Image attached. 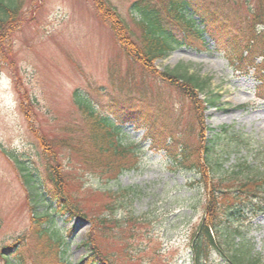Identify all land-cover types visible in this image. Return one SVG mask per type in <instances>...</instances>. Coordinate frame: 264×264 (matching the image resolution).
<instances>
[{
    "label": "rangeland",
    "instance_id": "1",
    "mask_svg": "<svg viewBox=\"0 0 264 264\" xmlns=\"http://www.w3.org/2000/svg\"><path fill=\"white\" fill-rule=\"evenodd\" d=\"M139 1L142 0H25L0 52V251L21 237H27L21 241L27 247L17 250L25 256L33 250L35 242L28 231L30 210L20 166L35 170L44 180L46 166L54 158L51 164H59L68 181V194L85 217L68 221L67 216H57L53 220L54 227L67 240L62 250L70 264H91L83 261L88 250L82 243L89 237L105 260L113 251L121 252L116 264L146 263L152 251L156 252L153 264H191L190 228L204 213L203 195L197 194L198 178L192 172L177 170L163 153L150 151L148 142L141 139L143 131L129 124L119 125L124 134L122 143L139 147L138 166L115 180L100 177L102 170L82 164L78 153L89 149L86 146L91 142V120L74 105L75 91L87 95L97 111L104 114L108 104L130 99L147 114L157 133L163 137L178 135L191 150L197 144L201 124L210 141L222 130L227 135L250 136L257 144L233 153L224 163L226 168L242 163L244 158L252 166L256 161L248 153L261 149L264 154V103L254 97L253 78L236 72L227 58V50L243 42L250 32L248 7L256 0H200L207 10L217 13L233 43L217 51L205 37L207 41L201 45L195 36L185 39L167 27L181 45L154 62V75L126 56V52H136L140 44L136 25L140 19L133 12V4ZM263 44V40L259 42ZM164 71L207 80L205 96H217L219 101L202 110L200 119L191 102L180 97L175 86L162 81L160 74ZM199 99L204 97L200 95ZM40 140L52 146L55 156L43 153ZM67 142L75 149H68ZM222 187L225 191L234 188ZM116 188L133 191L115 218L120 220L125 213L135 217L148 213L147 227L142 231L137 225L134 228L138 229L136 237L142 236L140 240L135 238L138 243L128 239L130 227L124 233L126 243L113 242L112 238L123 239L122 233L113 230L114 224L101 221L107 213L105 207L115 200L105 197L104 192ZM43 196L49 204L46 210L54 211L45 192ZM38 209L42 211L41 206ZM229 227L236 232L234 245L242 258L248 264H264V212L231 222ZM147 235L152 236L155 247L150 245L146 258L141 255L142 259L133 263L132 250L138 245L147 246L148 241L143 239ZM15 256L11 253L4 257L16 262ZM0 264H4L2 258ZM207 264L223 261L213 253Z\"/></svg>",
    "mask_w": 264,
    "mask_h": 264
},
{
    "label": "trees",
    "instance_id": "2",
    "mask_svg": "<svg viewBox=\"0 0 264 264\" xmlns=\"http://www.w3.org/2000/svg\"><path fill=\"white\" fill-rule=\"evenodd\" d=\"M24 4L25 0H0V52L2 42L6 40L8 31L20 17ZM248 9L250 32L245 34L243 42H238V45L235 44L232 49L227 50V58L236 72L253 78L256 82L255 97L264 101V44L259 45L260 41H264V0H256ZM133 12L140 19L136 22L140 44L135 49L136 52H126V56L152 75L154 62L164 59L176 46L181 45L173 33L175 30L185 39L195 36L201 45H205L204 37H207L217 51L224 48V44L233 43L232 39L228 40L227 32L222 29L223 24L219 23L217 13L207 10L205 3L200 0H158L157 3L142 0L133 4ZM167 27L174 31H169ZM160 77L162 81L175 86L180 97H185L191 102L200 119L202 110L215 106L219 101L217 96L211 94L205 96L203 90L208 87L207 80L175 71H164ZM200 95L204 100L199 99ZM72 99L81 113L91 120V142L86 146L89 149L78 151L82 164L95 169L100 168L102 170L99 173L100 177H111L106 179L107 181L115 180L119 174L135 169L138 166L139 147L134 144L126 146L122 143L124 134L119 125L129 124L135 129L142 130L141 139L148 142L151 151L163 153L177 170L192 172L198 178L197 194L203 195L204 213L190 228L188 250L191 264H207L213 253L221 258L223 264H248V261L242 258L240 250H237L238 246L234 245L237 235L229 224L264 212V154L260 153L261 149L256 150L254 154L249 152L248 155L256 161L252 166L246 158L242 163L232 167L226 168L224 163L233 153L240 149H252L253 144H257L250 136L227 135V131L222 130L221 134L212 136L210 141L205 138L201 124L197 144L195 149L191 150L182 137L178 135L163 137L157 133L154 130L155 125L147 119V114L139 110L130 99L108 104L105 107L107 109L105 114L98 112L91 99L80 91H75ZM40 145L45 155L55 156L52 146L43 140H40ZM67 148L75 149L68 142ZM52 160L54 161V158H51L46 166L44 180L40 179L35 170L20 166V170L24 172L21 180L30 210L28 231L35 246L27 256L17 250L18 248L23 251L27 247L25 242L21 243L23 240L26 241L27 237H21L10 246L3 247L0 258L4 264H25L27 261L29 264H70L66 259V251L62 250V247H66L67 240L54 227L53 220L57 216H67L68 221L73 218L84 220L85 217L68 194V181L62 174L59 164H51ZM228 185L234 188L225 191L222 186ZM132 191L130 188H116L114 191L104 192L105 197H115V200L113 205L105 207L107 213L101 221L114 224L113 230H119L123 237L116 240L112 238L113 242L126 243L127 237L124 233L126 234L125 231L130 227L127 230L128 239L138 243L135 238L140 240L142 236L136 237L138 229L134 230L135 226H139V230L142 231V227L148 225L146 221L148 213L137 217L125 213L120 220L115 218ZM44 192L47 194L46 198L53 203L54 211L46 210L49 204L45 202ZM115 195H118L117 199ZM40 206L42 211L38 209ZM151 237L149 235L143 237L148 241L147 246L138 245L135 251L132 250L133 263L141 260V255L145 257L150 245L155 247ZM91 240L89 237L82 243L88 250L87 258L83 261L91 264L102 261L106 264H116L121 252L113 251L109 254L108 260H105ZM130 248L131 246L129 251ZM11 253L17 255L16 262L8 261L4 257ZM151 254L150 260L147 258L146 263L139 261L138 264H153L156 252L152 251Z\"/></svg>",
    "mask_w": 264,
    "mask_h": 264
}]
</instances>
